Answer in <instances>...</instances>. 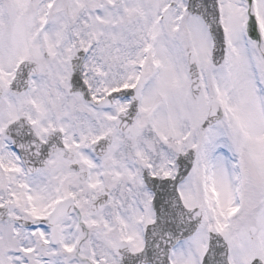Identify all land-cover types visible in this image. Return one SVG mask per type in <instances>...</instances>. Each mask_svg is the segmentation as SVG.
I'll return each instance as SVG.
<instances>
[{
	"label": "snow or ice",
	"instance_id": "obj_1",
	"mask_svg": "<svg viewBox=\"0 0 264 264\" xmlns=\"http://www.w3.org/2000/svg\"><path fill=\"white\" fill-rule=\"evenodd\" d=\"M0 264H264V0H0Z\"/></svg>",
	"mask_w": 264,
	"mask_h": 264
}]
</instances>
